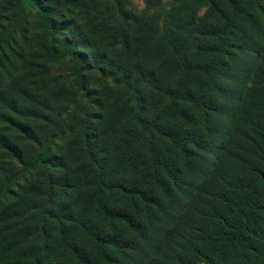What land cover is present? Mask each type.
Listing matches in <instances>:
<instances>
[{
    "label": "trees",
    "instance_id": "trees-1",
    "mask_svg": "<svg viewBox=\"0 0 264 264\" xmlns=\"http://www.w3.org/2000/svg\"><path fill=\"white\" fill-rule=\"evenodd\" d=\"M29 1L0 0V264H264V0Z\"/></svg>",
    "mask_w": 264,
    "mask_h": 264
},
{
    "label": "rangeland",
    "instance_id": "rangeland-1",
    "mask_svg": "<svg viewBox=\"0 0 264 264\" xmlns=\"http://www.w3.org/2000/svg\"><path fill=\"white\" fill-rule=\"evenodd\" d=\"M12 1V0H9ZM128 1V5L131 9H133L134 11H142L145 8V3L144 0H127ZM21 2L23 3L25 10L27 13L29 14H35L36 13V8L30 3L29 0H21ZM91 21H83V24L88 27V31L92 32L93 37L97 38V39H102L106 36V33L102 34L100 32V30H98L99 32L95 31V29H92L91 26ZM33 30V29H32ZM33 34V32L31 33V35ZM33 36V35H32ZM114 36V35H113ZM104 43H108V40H104L102 39ZM90 52V51H89ZM95 64V63H94ZM37 74H40L41 77H43L44 79H46L49 83V87L52 84L53 86H57L60 82L65 84V88H64V92L60 95H58V97L63 98V99H67L69 97H67L70 94H74L73 92V87L75 86V83H72L71 78H70V71H69V66L63 63H46L45 66L36 71ZM31 73V72H29ZM92 88L95 89L94 94L98 95V91L99 90V84L97 85H91ZM71 91V92H70ZM50 93V92H48ZM78 101V99H77ZM75 108V107H72ZM65 117V114L63 115ZM51 134L53 133L52 129L50 130ZM50 140V137H49ZM59 144H63V142H58ZM20 186H24L25 182L24 181H20L19 182ZM20 186L15 187V192H18L20 190Z\"/></svg>",
    "mask_w": 264,
    "mask_h": 264
}]
</instances>
